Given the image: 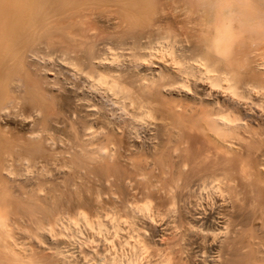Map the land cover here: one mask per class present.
I'll use <instances>...</instances> for the list:
<instances>
[{
  "label": "bare ground",
  "instance_id": "6f19581e",
  "mask_svg": "<svg viewBox=\"0 0 264 264\" xmlns=\"http://www.w3.org/2000/svg\"><path fill=\"white\" fill-rule=\"evenodd\" d=\"M0 264H264V0H0Z\"/></svg>",
  "mask_w": 264,
  "mask_h": 264
}]
</instances>
